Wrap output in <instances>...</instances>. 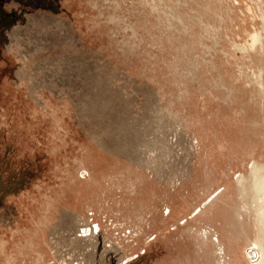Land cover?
<instances>
[{
	"label": "rangeland",
	"instance_id": "obj_1",
	"mask_svg": "<svg viewBox=\"0 0 264 264\" xmlns=\"http://www.w3.org/2000/svg\"><path fill=\"white\" fill-rule=\"evenodd\" d=\"M258 62L264 0H0V264L258 260Z\"/></svg>",
	"mask_w": 264,
	"mask_h": 264
},
{
	"label": "crops",
	"instance_id": "obj_2",
	"mask_svg": "<svg viewBox=\"0 0 264 264\" xmlns=\"http://www.w3.org/2000/svg\"><path fill=\"white\" fill-rule=\"evenodd\" d=\"M258 66H259V68H258V73H259V71L260 72L262 71L261 62H258ZM262 72L263 73H261V75L264 74V71H262ZM259 85L262 86V83H259ZM263 86H264V84H263ZM263 153H264V151H263ZM252 165H254V164H251V167H254ZM252 169L258 170L257 172H255L256 174H259V172L261 171L262 176L261 177L259 176V179L257 181H255L253 183V185H251L254 192L252 191V195H251L252 197L249 200L246 199L247 195H246L245 188H247V187L246 186L243 188L241 187L242 188L241 193L243 195L240 198H241L242 207H244L243 209H245V211L243 213L242 212L239 214L237 213L236 217L231 216V220H234V218L235 219L236 218L237 219L238 218L244 219V218H246V217L248 218L250 216L252 221H253L252 223L254 225L253 231H252L253 235H257V236H260L262 238V247L264 249V243H263V239H264L263 238L264 237V189H261L262 187H264V184L263 185H261V184L256 185L257 182H259V183H261V181L264 182V166H262L261 169H259V168H252ZM238 175H240V177H238ZM243 178H244V176H243V174H240V172L236 174V180L238 182L241 181ZM213 206H214V203H213ZM210 214L212 215V214H214V212L212 211ZM210 219H211V217H210ZM209 228L212 231L215 230V228L213 227L212 224H210ZM248 228L250 230L249 225H248ZM242 230H243V232L245 231L244 227H242ZM243 232H241V233H243ZM215 233L217 234L216 230H215ZM243 234H245V233H243ZM247 234L249 235V233H247ZM248 245L249 244H247V246Z\"/></svg>",
	"mask_w": 264,
	"mask_h": 264
},
{
	"label": "bare ground",
	"instance_id": "obj_3",
	"mask_svg": "<svg viewBox=\"0 0 264 264\" xmlns=\"http://www.w3.org/2000/svg\"><path fill=\"white\" fill-rule=\"evenodd\" d=\"M255 62V64H256V66H257V61L256 60H254ZM261 69V68H260ZM258 73V72H257ZM259 82L258 83H261L260 81H261V79H262V75H261V72L259 71ZM253 175H254V177L255 178H258V176H262L261 174H256V173H253ZM238 177H240V175H238ZM252 181V180H251ZM250 182V181H249ZM258 184H261V185H263L264 184V182H262L261 181V183H259V182H257L256 183V185H258ZM244 186V185H243ZM261 189H264V187H262ZM255 212V211H254ZM256 229V228H255ZM248 243H254L256 246H257V248H258V251H261V256H259V259L257 260V261H260L259 263L253 258V257H249L250 258V260L251 261H248L249 262V264H264V249H263V247H262V238L260 237V236H257V235H254L253 237H251L250 239H249V241H248ZM253 246V245H252ZM255 248V247H254ZM222 249V248H221ZM251 251L252 250V248H249L248 250H245V251ZM256 250V249H255ZM249 251V252H250ZM248 252V253H249ZM254 252V251H253ZM252 253V252H251ZM257 253V252H256ZM220 254V253H219ZM250 254V253H249ZM247 255V256H250V255ZM254 254V253H253ZM252 254V255H253ZM240 258H242V256L240 257ZM252 258L255 260L254 262H252L253 260H252ZM258 258V257H257ZM239 259V258H238ZM217 260V259H216ZM223 260V259H222ZM239 261V260H238ZM257 262V263H256ZM216 263H217V261H216ZM220 263V262H219ZM232 263V262H231Z\"/></svg>",
	"mask_w": 264,
	"mask_h": 264
},
{
	"label": "trees",
	"instance_id": "obj_4",
	"mask_svg": "<svg viewBox=\"0 0 264 264\" xmlns=\"http://www.w3.org/2000/svg\"><path fill=\"white\" fill-rule=\"evenodd\" d=\"M35 55H36V54H35ZM35 55H34V56H35ZM30 59H33V58H32V57H30Z\"/></svg>",
	"mask_w": 264,
	"mask_h": 264
}]
</instances>
